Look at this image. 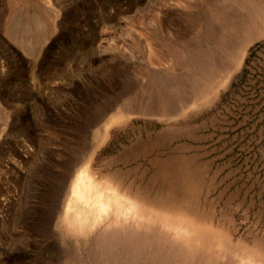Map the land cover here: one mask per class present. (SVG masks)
I'll use <instances>...</instances> for the list:
<instances>
[{
	"label": "rangeland",
	"instance_id": "obj_1",
	"mask_svg": "<svg viewBox=\"0 0 264 264\" xmlns=\"http://www.w3.org/2000/svg\"><path fill=\"white\" fill-rule=\"evenodd\" d=\"M212 1L0 0V264L88 262L75 261L76 231L58 237L57 203L105 124L96 178L212 228L214 264L235 261L221 241L264 258V35L193 106L126 115L117 104L193 73L171 38Z\"/></svg>",
	"mask_w": 264,
	"mask_h": 264
},
{
	"label": "bare ground",
	"instance_id": "obj_2",
	"mask_svg": "<svg viewBox=\"0 0 264 264\" xmlns=\"http://www.w3.org/2000/svg\"><path fill=\"white\" fill-rule=\"evenodd\" d=\"M209 4L208 8L204 6L203 12L192 10L184 22L182 35L171 38L174 41L172 48L183 52L185 65L193 73L176 75L175 80L158 81L154 90L148 91L149 85L142 86L146 87L143 90L147 102L141 101L144 92L118 100L120 108L126 106V115L151 113L158 107L162 109H157L159 114L164 110L174 112L204 100L229 79L240 65L248 45L264 35V0H213ZM196 38L206 45L205 49L198 48L200 54H195L189 45ZM163 52L155 46V56H162ZM112 104L116 103H109ZM114 120L111 116L108 121ZM107 127L108 124L99 127L96 137L85 145L80 159L75 162L76 169L64 199L57 203L58 237L65 239V232H77L75 261H92L90 264H191L195 261L197 264H214L212 228L201 226L181 211L153 207L135 199L92 173L93 153L107 137ZM229 244L221 241L218 254L224 256L232 251L235 257L232 264H264L261 254L239 245L238 249L228 250L233 245ZM224 245H227L225 251Z\"/></svg>",
	"mask_w": 264,
	"mask_h": 264
}]
</instances>
